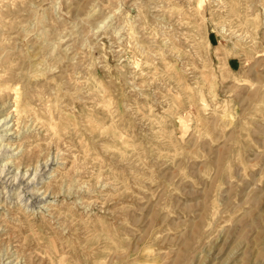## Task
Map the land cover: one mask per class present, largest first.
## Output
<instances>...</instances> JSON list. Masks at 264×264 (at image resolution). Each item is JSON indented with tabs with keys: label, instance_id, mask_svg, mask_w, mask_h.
Masks as SVG:
<instances>
[{
	"label": "rangeland",
	"instance_id": "obj_1",
	"mask_svg": "<svg viewBox=\"0 0 264 264\" xmlns=\"http://www.w3.org/2000/svg\"><path fill=\"white\" fill-rule=\"evenodd\" d=\"M0 264H264V0H0Z\"/></svg>",
	"mask_w": 264,
	"mask_h": 264
},
{
	"label": "bare ground",
	"instance_id": "obj_2",
	"mask_svg": "<svg viewBox=\"0 0 264 264\" xmlns=\"http://www.w3.org/2000/svg\"><path fill=\"white\" fill-rule=\"evenodd\" d=\"M30 63V62H29ZM33 67V66H32ZM28 72V71H27ZM2 74V73H1ZM25 74V73H24ZM30 82V81H29ZM27 83V82H26ZM13 89V88H12ZM14 90H16V89H14ZM26 97V96H25ZM18 98V97H17ZM21 103V102H20ZM47 105V104H46ZM15 106V105H14ZM24 107V106H23ZM47 107V106H46ZM13 108V107H12ZM19 109V108H18ZM28 110V109H27ZM48 114V113H47ZM26 116H27V114H26ZM29 119V118H28ZM52 121V120H51ZM23 124V123H22ZM68 124V123H67ZM46 130V129H45ZM48 134V133H47Z\"/></svg>",
	"mask_w": 264,
	"mask_h": 264
},
{
	"label": "crops",
	"instance_id": "obj_3",
	"mask_svg": "<svg viewBox=\"0 0 264 264\" xmlns=\"http://www.w3.org/2000/svg\"><path fill=\"white\" fill-rule=\"evenodd\" d=\"M231 61H235V60H230V62H231Z\"/></svg>",
	"mask_w": 264,
	"mask_h": 264
}]
</instances>
